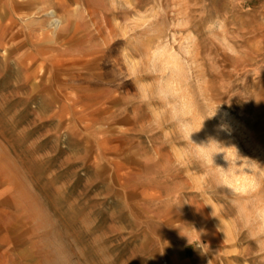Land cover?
Returning <instances> with one entry per match:
<instances>
[{
	"label": "rangeland",
	"instance_id": "1",
	"mask_svg": "<svg viewBox=\"0 0 264 264\" xmlns=\"http://www.w3.org/2000/svg\"><path fill=\"white\" fill-rule=\"evenodd\" d=\"M0 264H264V0H0Z\"/></svg>",
	"mask_w": 264,
	"mask_h": 264
},
{
	"label": "clouds",
	"instance_id": "2",
	"mask_svg": "<svg viewBox=\"0 0 264 264\" xmlns=\"http://www.w3.org/2000/svg\"><path fill=\"white\" fill-rule=\"evenodd\" d=\"M216 110H217V109H216ZM215 115H216V111H215V114L212 115L210 118H213ZM210 118H206V119H210ZM199 130H200V129H199ZM199 130H198V131H199ZM218 130H219V131H225V132L228 131L227 126H226V125H223V124H221V125L218 126ZM185 132H186V135H187L188 139L191 141L190 137H191L192 133H194V132H196V131H187V129H186ZM212 142H215L217 145H220V144L217 143L216 141H214V140H210L209 143H207L206 145H204V146H199V147H200V149H201V155L203 156V158H204L206 161H209V160H210V161L213 163V155L216 154V153H218V152L214 150V148H213V146H212ZM232 147H234L235 150H236V156L232 157V159L229 160V159L226 158V156H227V154H226V155H225V159L229 160L230 162H233V161H234L235 163H236L237 161H242V163H243V159H249V158H247V157H242V156L239 154V151H238V149H237L235 146H232ZM242 163H241V164H242Z\"/></svg>",
	"mask_w": 264,
	"mask_h": 264
},
{
	"label": "bare ground",
	"instance_id": "3",
	"mask_svg": "<svg viewBox=\"0 0 264 264\" xmlns=\"http://www.w3.org/2000/svg\"><path fill=\"white\" fill-rule=\"evenodd\" d=\"M51 10V9H50ZM34 14V13H33ZM48 15H50L51 17H53V19L51 20V27H52V31H51V33H52V35H53V39H59V36H61V35H59V32H60V29H62L61 28V26H62V21H61V19H59V18H57V17H55L56 16V12L54 11V10H51V11H49L48 12ZM50 22V21H49ZM42 23V22H41ZM50 25V24H49Z\"/></svg>",
	"mask_w": 264,
	"mask_h": 264
}]
</instances>
